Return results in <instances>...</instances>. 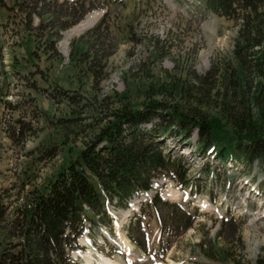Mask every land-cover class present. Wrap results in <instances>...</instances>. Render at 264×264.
<instances>
[{
	"label": "rangeland",
	"instance_id": "374dc122",
	"mask_svg": "<svg viewBox=\"0 0 264 264\" xmlns=\"http://www.w3.org/2000/svg\"><path fill=\"white\" fill-rule=\"evenodd\" d=\"M3 1L12 5L14 0ZM200 1L90 0L77 24L99 14L96 24L75 35L76 24L60 31L56 51L46 41L44 26L38 27L37 15L30 22L17 7L0 5V199L6 208L0 226L12 232V242H17L16 209L25 196L43 190L115 110L130 107L152 112L144 125L162 128L163 149L171 157H184L183 168L177 163L184 178L174 171L153 178L146 198L158 190L189 212L198 207V216L176 234L165 230L171 247L162 255L154 209L140 208L147 199L135 194L127 208L109 205L112 225L99 216L94 224L86 221L84 248L73 251L70 262L255 264L264 257V156L251 163L241 157L220 161L213 152L199 151L202 142L192 128L202 120L217 140L237 141L225 109L240 110L239 100L226 87L225 69L230 73L236 40L240 32L249 35L250 26L239 17L207 11ZM41 3L33 10L41 11ZM76 12L78 7L72 16ZM52 20L57 30L59 15ZM62 90L77 100L64 99ZM173 106L184 118L186 133L192 130L190 136L165 125L178 115H170ZM211 131L205 130L203 138ZM259 146L264 148V140ZM137 222L148 253L132 243L134 258L124 251L131 247L124 240L131 234L143 241ZM10 239L0 233V249Z\"/></svg>",
	"mask_w": 264,
	"mask_h": 264
},
{
	"label": "trees",
	"instance_id": "16d2710c",
	"mask_svg": "<svg viewBox=\"0 0 264 264\" xmlns=\"http://www.w3.org/2000/svg\"><path fill=\"white\" fill-rule=\"evenodd\" d=\"M86 2L90 4V0L83 3L65 0L59 4L58 0H14L8 8L17 7L24 19L30 22L32 16L37 15L38 27L44 26L48 34L46 41L56 51L60 31L82 18L85 7H88ZM39 3L42 10L36 12L33 6ZM0 5L6 4L0 0ZM204 5L209 12L219 16L239 17L243 25L247 28L250 26V29L247 36L239 33L240 38L236 40L233 50L235 63L230 73L228 68L225 69L229 77L226 87H231L233 98L236 96L239 100L240 110L225 109L231 122L232 137L237 141L229 144L217 140L208 124L199 120L193 122L195 126L192 127L197 128L202 142L198 149L200 152H213L220 161L241 157L243 161L251 163L264 156V148L259 146L260 141L264 140V12L260 11L264 0H205ZM75 7L80 12L72 16ZM55 15L60 18L57 30H53L52 19ZM62 96L72 102L77 100V95L65 90H62ZM50 97L53 98L52 94ZM168 111L170 115H178L165 125L190 136L192 130L186 133L184 118L175 110V106ZM151 113L130 107L115 110L110 116L112 120L43 190H33L26 195L21 207L16 209L17 216L14 218L18 227L17 242H12L13 234L9 229L0 226V233L11 236L0 249V264H68V250L76 247L75 240L82 233L85 221L94 224L99 216L102 223L110 225L111 218L106 211L108 205L126 208L131 196L149 189L153 178L170 176L171 171L184 178V173L178 168L179 165L184 167L181 164L184 157H171L173 155L163 149L162 140L166 137L163 129L157 125L151 128L144 125L153 119ZM205 130L211 131V135L203 138ZM147 206L155 209L162 230L174 234L179 228L189 227L190 219L197 217L196 213L186 212L176 203L161 200L157 194ZM5 210L0 199V222L5 219ZM234 222L237 226L238 221L234 219ZM135 228L139 231L137 223ZM129 235L138 246L144 247L139 235ZM170 244L168 240L166 248ZM255 264H264V257L257 258Z\"/></svg>",
	"mask_w": 264,
	"mask_h": 264
},
{
	"label": "bare ground",
	"instance_id": "6f19581e",
	"mask_svg": "<svg viewBox=\"0 0 264 264\" xmlns=\"http://www.w3.org/2000/svg\"><path fill=\"white\" fill-rule=\"evenodd\" d=\"M100 15L99 14H95V15H93L92 17H90V18H88L86 21H84L83 23H81L80 25H78L76 28H74L75 29V31L72 33V35H75V34H77V33H81L83 30H85V29H88V28H90V27H92L93 25H94V23L98 20V18H100L99 17ZM96 24V23H95ZM81 239V238H80ZM79 239V240H80ZM80 242L82 243V241L80 240ZM124 243H125V246L126 245H129L130 244V248L128 249V254H130V255H135V253H134V249H133V245L129 242V240H127V239H125L124 240ZM77 252H78V250H76ZM75 252V251H74ZM77 252H75V253H77ZM79 252H82V250H80ZM135 258V257H134ZM106 264H114V262H111V261H107V262H105Z\"/></svg>",
	"mask_w": 264,
	"mask_h": 264
}]
</instances>
